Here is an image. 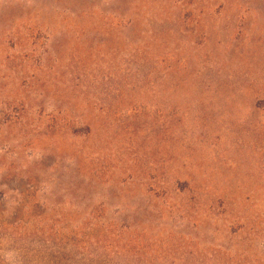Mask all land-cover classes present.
I'll list each match as a JSON object with an SVG mask.
<instances>
[{"label": "rangeland", "instance_id": "374dc122", "mask_svg": "<svg viewBox=\"0 0 264 264\" xmlns=\"http://www.w3.org/2000/svg\"><path fill=\"white\" fill-rule=\"evenodd\" d=\"M0 264H264V0H0Z\"/></svg>", "mask_w": 264, "mask_h": 264}]
</instances>
